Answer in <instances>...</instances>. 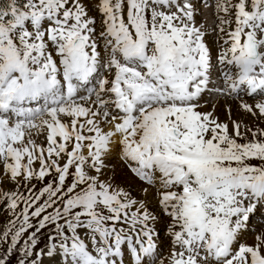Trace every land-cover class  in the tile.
Returning <instances> with one entry per match:
<instances>
[{"label": "rangeland", "instance_id": "rangeland-1", "mask_svg": "<svg viewBox=\"0 0 264 264\" xmlns=\"http://www.w3.org/2000/svg\"><path fill=\"white\" fill-rule=\"evenodd\" d=\"M50 1L6 0L8 12L0 20L1 23L3 18L15 14L21 20L20 24L17 21L0 24L9 32L0 40V68L4 66L8 73L14 66L23 68H14L8 75L0 70V79L5 78L0 81L3 99L7 100L13 89L20 86L18 81L13 86L18 80L14 71L22 72L27 79L35 78L33 82L56 77L60 79L57 92L61 94L59 99L56 92L48 93L40 101L29 99V105L14 107L15 114L1 113L0 258L5 246L11 247H7L8 254L5 253L0 264H139L140 257L143 264H179L182 260L184 264H264V253L257 248L264 251V239L254 245L245 239L235 241L234 252L221 261L210 257L208 252L214 245L231 242L235 221L242 222L246 208L252 202L257 205L264 190L261 185L249 199L244 194L242 197L229 194L237 184L264 182V92L249 94L244 82L236 88L234 96L228 90L229 82L240 75L237 68L245 56L242 41L248 32L255 36L263 52L261 59L264 57V0H175V4H183L186 15L170 10L174 7L173 0H159L157 4L155 0H121L120 14L111 8V4L120 0H59L56 7H51ZM164 1L167 4H162ZM104 2L115 19L119 20L123 12L122 19L133 43L140 40L145 43L152 60L149 71L144 68L140 71L136 59L128 60L132 53L123 39H118L110 50L116 30L109 16L111 12L106 14L100 8ZM31 17L37 21L28 22ZM43 19L44 26L38 31L39 25L33 23ZM78 37H85L88 46L91 45L88 50L92 51L85 57L100 54L101 50L103 56L110 55L116 61L108 66L102 61V71L98 65L101 72L88 76L89 80L94 76L88 86L77 85L84 54L76 62L70 44ZM162 57L179 59L176 71L186 85L183 92L177 93L178 99L184 100L191 97L192 86V93L196 92V85L209 67L207 62L212 59L209 74L216 87L205 102L192 97L194 102L190 105L194 107L173 109L175 86L170 84L169 76L157 69ZM13 60L18 63L13 64ZM90 61L85 64L88 69ZM255 65L256 74L251 77L261 78L263 66ZM116 70L126 72L135 88L133 92L129 88L123 91L124 105L135 96L150 98V88L161 84H167L168 90L161 93L170 101L161 104L164 100H160L161 105L144 101L133 112L131 108L122 113L119 110V115L115 102L105 101L116 100L114 95L119 94L120 84L114 80ZM11 76L14 80L7 86L5 81ZM101 78L105 79L102 84ZM150 81L154 85L147 83ZM70 84L75 91L69 90ZM114 84H118L115 91ZM99 85L104 89L102 93ZM84 87L90 91H83ZM223 101L232 103V108L228 109ZM215 103L219 105L216 112L221 123L212 121L205 113V105ZM83 104L91 114L107 107L114 112L112 117L104 118L102 110L97 114V125L88 129L83 124L79 127L76 121L80 118L68 113L72 114L73 108H83ZM28 108L37 115L25 116L28 120L15 118L20 116L18 110ZM62 113L68 115L67 128L58 118ZM90 116L94 120V115ZM109 119L132 121L137 131L135 140L143 146L140 158L145 152L146 168L141 163L132 164L127 158L116 157L111 158L102 172L104 177L99 175L98 168L104 167L98 162V146L104 142H100L102 137L97 131L104 129ZM227 120L239 121L240 128L233 123L236 128L230 131L223 124ZM176 130L181 132L179 136L174 135ZM51 142L56 144L53 146ZM89 149L92 153L88 157ZM162 164L167 165L164 174L160 172V169L165 172ZM218 183L224 184L217 191L214 185ZM206 185L210 188L207 191ZM143 204L151 209L154 223L142 217ZM241 209H245L243 214ZM250 218L251 224L255 219V227L257 223L264 227V213L259 209ZM225 224L228 229L223 233ZM138 227L147 231L152 242L154 238L160 239L159 251L151 262L149 255L142 256L143 242L138 260L134 259L138 239L132 231L138 232ZM219 236L229 242L208 246Z\"/></svg>", "mask_w": 264, "mask_h": 264}, {"label": "bare ground", "instance_id": "bare-ground-1", "mask_svg": "<svg viewBox=\"0 0 264 264\" xmlns=\"http://www.w3.org/2000/svg\"><path fill=\"white\" fill-rule=\"evenodd\" d=\"M177 1L181 2V0H177ZM100 8L106 14H109L110 12H112V9L110 8V6L107 3H105L102 6H100ZM119 8H121V6ZM120 17L123 18L122 15ZM202 45H204V44H202ZM259 48H260V46H259ZM260 50H261V48H260ZM92 53H95V52H92ZM261 53H263V52H261ZM135 54H137V52ZM91 55H87V57H85V54H84L83 57H82L83 62L81 64V76L79 77L82 82L89 81L88 76H90L92 74L94 75L93 72L94 71H96V72L98 71V65H99V62H100L99 61V57H100L99 55L100 54L99 53H95V56H94V54H93V56H91ZM245 57L246 56H244V58H243V63L240 64V66H238V68H237L238 71H240L239 77L236 79V81H230L229 84H228V87H229L228 90L231 91V95L232 96L235 95L234 93L237 90L236 88L242 82H244L246 84V86H247L246 90H249V94H251V93H254V94L255 93H262L264 91V77H263L264 73H261V75H263V76H260L257 73V76H260L261 78H257V77L253 78V77H251V75L253 73H255L253 71L255 63L253 61H251V60H249V62H248L247 61L248 59L245 58ZM244 59H246V60H244ZM260 59H261V57H260ZM260 59L258 60L259 64H262L263 69H264V57L261 60ZM88 60H91L90 63H88L89 65H91V67H90L91 69H88L87 66L85 65ZM211 60L212 59L208 60V62H207L209 67L205 71L204 78H202V80L199 81L198 84L196 85V92L192 93L193 95H196V97L200 98V100H202L203 102H205V99L210 96V94L212 93L213 87H216V85H213L214 82H212L213 81L212 77L209 74V68L211 67V63H213ZM12 73L13 74H18L17 75L18 76L17 77L18 80H16V79L15 80H16V82L18 81L20 83V86H18V89H20V90H14L13 89V91L11 93L12 95H9L8 96L9 98L7 100L5 98L3 99V95H1L3 91L0 90V118L2 116L1 113L2 114H7V113L10 114L11 110L13 111L15 109L14 106L20 105V101L22 100L23 97L27 96L25 98V100H28V99L34 100V99H37V98H42L43 95H47V91L49 89H51V91H50V93H51L53 91H57V89L59 87L58 84L60 82H59V80H57L56 77H52L51 78L52 80H47L45 78H40L37 82H33V81L29 80V78L27 79L25 76H22V72H20V71H14ZM120 74L121 73L118 72L116 74V77L119 78ZM13 76H11V77H13ZM2 80H5L4 76L0 79V81H2ZM101 84H102V82H101ZM30 85H31V89H30ZM72 85L71 84L69 85L70 88H71L70 91H73V89H74V87ZM8 86H10V85H8ZM104 86H105V84L103 83V88H104ZM4 92H5V90H4ZM9 94H10V92H9ZM99 94H101V93H99ZM118 96H119L118 94L114 95L116 100H114V98H108L105 101L108 102V100H113L115 102V106H118L116 111L119 113V110L121 112V110L123 109V106H119V104L122 105L123 102H122V99L118 98ZM59 98H60V95L58 96V99ZM99 99L101 100L102 98H99ZM223 102H224L223 104H226L228 106V109H229V107L232 108V105H233L232 103H228V102H225V101H223ZM101 104L102 103H100V105ZM109 104H111V103H109ZM81 106H84V107L83 108L80 107V109H78V110L73 108L74 111L73 110L72 111H73L74 115H73V113L72 114L68 113L69 115H71V117H76L75 119H77V118L79 119L80 118L79 119L80 121H76V122H78L79 127L83 124L85 128H87V127L90 128L95 123H98L99 120H98L97 114L102 112V110H104V112L101 113V116H103L104 118L106 116H109V117L111 116L112 117L113 112H114L113 109L107 107L105 109H102V108L101 109L98 108L97 110L95 109L96 111L91 114L90 113V109H88L86 107V104H83ZM205 106H206L205 107V113L208 115L209 119H211L212 121L215 120V121H218L219 123H221L220 117H219V115L216 112V110H217L216 108H217V106H219L218 103H215L212 106H210V105L209 106L205 105ZM78 111H80L79 112V114H80L79 117H78L79 114H77ZM150 111H148V112H150ZM28 112H30L29 115L35 114V112H33V111H28ZM20 113L23 114L24 111L22 110V111H20ZM148 114L149 113H147L146 115H148ZM23 115H24L23 118H25V113ZM90 115H94V120L92 118L93 116H90ZM67 117H68V115L67 114H63V113L60 114V116H58V118L60 119V122L62 123V125L64 124L66 126V122L65 121L67 120ZM141 118L143 119L144 117H141ZM25 119L28 120L29 118L26 117ZM233 123L237 124V129L240 128L241 124L237 120L236 121H232V120L228 121L227 120V122L224 121L223 124H225L229 128V130L233 132V130L236 128L235 126L232 125ZM149 124H151V123L149 122ZM0 125H1V120H0ZM95 125H97V124H95ZM94 127L97 128L96 126H94ZM15 128L17 129L18 127H16V125H15ZM66 128H67V126H66ZM136 132L137 131L135 129V125L132 124V121L130 119H129L128 123H123L122 120H120V119H109V121L105 124V128L104 129H98L97 134L100 137H102V139H100L101 140L100 142H102V143L104 142L103 143L104 147L102 145L98 146V147H100L99 161L98 162L104 167L103 169H101L100 167L98 168L97 172L99 173V175L101 174L104 177V173L102 174V172H105V168H106V166L109 165V162H110L111 158H116V157L127 158L132 164H133V162H137V161L140 160L141 167L142 168H146V163L143 161V159H141L142 157L140 158V154L142 153L141 151L143 150L142 149L143 146L139 142H137V140H135V138H137L136 137V135H137ZM17 134H18V132H17ZM23 134L25 135V133H23ZM62 137L65 138V133L62 134ZM96 137L97 136H95V137L91 136L90 138L91 139L92 138L95 139ZM51 144L52 145L56 144V142H51ZM54 148L56 149L57 147L55 146ZM90 153H92V149H89L86 152L88 157L91 156V155H89ZM50 158H51V156H50ZM125 195L128 197L126 192H125ZM258 201L259 202H258L257 205H254L253 202H252V204L249 206V209L246 208L245 214H247V215H244V218H243L242 222L237 224V222L235 221L234 226H232L233 227V229H232L233 232L231 233V237H232L231 242H229L228 244H223V245H214L211 249H208L210 257L217 258V260L223 259L226 256L227 251L233 250V248H234L233 246L235 244V241H238L240 239L248 240L249 243H252V245H254V242L258 243L259 240L264 239V237H263L264 236V231H263L264 227L259 226V223H257L256 227H255L254 226L255 219L253 220L252 224L250 222V219H251L250 217L254 216L255 209H259L261 211V214L264 213V208L263 209L261 208V206L264 205V190L262 191L261 196L258 199ZM143 205L144 206H143V208L141 210L142 217L145 220H149L150 222L154 223L155 219L153 218L151 209L148 208L147 205H145V204H143ZM255 218H257V217H255ZM249 222H250V225L247 224ZM156 224L157 223H155V225ZM252 230H254V231H252ZM177 236H179V235H177ZM175 241H177V239H175ZM153 243H155L156 245H160V239L154 238L153 239ZM142 248H143V246H142ZM257 248H258V250H260L261 253H264V251L261 250V248L259 246H257ZM150 252H148L149 256L147 255L149 257L148 258L149 262H151L153 260L154 256H155V252H152L151 250H150ZM139 260H140L139 264H143L144 263V261L142 260L141 257H140Z\"/></svg>", "mask_w": 264, "mask_h": 264}, {"label": "water", "instance_id": "water-1", "mask_svg": "<svg viewBox=\"0 0 264 264\" xmlns=\"http://www.w3.org/2000/svg\"><path fill=\"white\" fill-rule=\"evenodd\" d=\"M51 5H56V0H53ZM84 47V41L82 39H79L78 42L75 45V48L77 50H81ZM245 52L247 53L248 57L251 59H256L259 56L258 46L255 42V38L252 34H249L245 40L244 44ZM227 227L225 226V229Z\"/></svg>", "mask_w": 264, "mask_h": 264}, {"label": "trees", "instance_id": "trees-1", "mask_svg": "<svg viewBox=\"0 0 264 264\" xmlns=\"http://www.w3.org/2000/svg\"><path fill=\"white\" fill-rule=\"evenodd\" d=\"M8 3L6 2V0H0V11L1 10H4V9H7L8 8ZM47 242V241H46ZM11 247V245H9V244H7L6 246H5V248H4V250L2 251V253H1V258H0V261L3 259V257H4V255H5V253H7L8 254V250H6L7 249V247ZM6 251V252H5ZM13 256V255H12Z\"/></svg>", "mask_w": 264, "mask_h": 264}]
</instances>
